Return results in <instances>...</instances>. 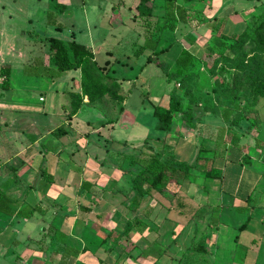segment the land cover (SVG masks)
Instances as JSON below:
<instances>
[{
  "label": "crops",
  "instance_id": "1",
  "mask_svg": "<svg viewBox=\"0 0 264 264\" xmlns=\"http://www.w3.org/2000/svg\"><path fill=\"white\" fill-rule=\"evenodd\" d=\"M42 1L29 9L0 0V84L9 68V88H0V264H264V171L255 159L264 121L250 138L230 123L236 106L191 89L190 123L176 113L170 132L115 135L131 122L121 120L124 111L153 117L155 105L169 107L172 82L162 67L201 74L211 38L244 30L262 0H176L186 14L177 13L173 28L165 26V0H154L148 18L137 16L138 0H114L110 10L107 0ZM80 8L85 28L63 22ZM201 9L208 23L188 19ZM49 37L84 45L123 98L99 89L90 98L80 68L51 78ZM174 41L179 53L161 56ZM157 78L158 101L150 89ZM136 86L138 114L128 108ZM154 157L189 164V175L149 185Z\"/></svg>",
  "mask_w": 264,
  "mask_h": 264
},
{
  "label": "rangeland",
  "instance_id": "2",
  "mask_svg": "<svg viewBox=\"0 0 264 264\" xmlns=\"http://www.w3.org/2000/svg\"><path fill=\"white\" fill-rule=\"evenodd\" d=\"M5 1L8 0H4V2ZM243 1L249 2L250 0ZM16 2V6H18L19 0H16ZM22 2L23 0H20V4H22L24 7L27 6L29 9L38 8L44 3L42 0H25L24 4ZM114 3V0H107V5H105L109 7L110 10L114 7ZM89 6L90 5L87 4L85 8L89 9ZM82 11L83 9L81 8L79 10L74 9L72 12L71 20H69L68 18L64 19L65 21L63 20V22L68 23L72 22L73 20H77V25L85 28L84 21L81 22L80 20V18L83 20ZM202 11L203 9L190 11L188 14V19H195L198 20L199 23L200 21L202 23H206V17L204 16L205 13ZM229 11L230 10H228V12ZM206 14H209V11H206ZM107 22L108 21L105 19L104 23L106 25H104V27L108 30L109 25ZM72 23H74V21ZM219 23L221 24V21H219L217 24ZM246 24L248 28L243 35L232 37L230 41H226L220 46H216L215 44L211 43V52L209 51L206 56V61H204L203 65V71L201 74H199V77L195 79L193 89H212L214 87V84H217L221 87L234 85L237 87V89H244L245 93L248 96V100L246 103L249 106L243 108V101H237V109L235 111L243 108L245 112H240L242 110H239L236 113L234 112L233 116H235L236 114H239L240 116L248 115L254 121L256 117H259L264 121V97L257 96V93H260L262 91V83L264 82V0H262L261 6L259 8V13L250 15L248 18H246ZM242 27L243 24H239L238 27L233 30L236 33L232 34H242ZM201 29L204 28L201 27ZM232 34H228L227 36H230ZM217 35L218 34H215V36ZM82 37H86V31H84L83 35L79 39L80 41L83 40ZM173 39L174 38L170 36L169 40ZM110 42H112V40ZM180 50L181 45L178 42L174 41L171 45L170 50L168 51V54L161 56H164L165 58L169 55L175 57ZM98 62L100 64L103 63L100 58H98ZM211 68H214V71H210ZM129 73L132 72L125 70L123 75L127 76V74ZM259 76L260 80L255 83V81L258 79L257 77ZM180 82L181 81L179 79H176L174 82L169 84L168 89H178L180 87ZM154 83L155 85L150 89H153V99L158 101L159 97L156 96H158L162 90V83L158 80V78L155 79ZM132 89L134 91L129 98L130 107L128 108L136 109L135 112H137L138 114L137 108H139V104L143 100L140 94L141 88L136 86ZM146 103L147 101L145 102V104ZM230 104L228 103L227 105ZM239 104L242 106H239ZM218 106L221 107L223 106V104H218ZM146 107L147 109L150 108L149 110L152 109L149 105H146ZM147 113L148 111L146 110V113H141L139 115L134 114L135 116H131L127 114L126 111H124L121 115V120H128L131 122H127L126 124H124V126L121 127L117 126L115 135L122 138H128L129 140H140L148 137L152 138L153 136H156V134L161 133V129L158 127L157 119L154 116H148ZM118 125L120 124L118 123ZM256 126L254 124L253 127L250 128V138L254 137L257 134L258 130ZM217 133H219V129L217 130ZM229 135H231V133L227 131V138ZM256 151L257 152L255 159L256 161H258L257 166L264 171V144L258 145Z\"/></svg>",
  "mask_w": 264,
  "mask_h": 264
},
{
  "label": "trees",
  "instance_id": "3",
  "mask_svg": "<svg viewBox=\"0 0 264 264\" xmlns=\"http://www.w3.org/2000/svg\"><path fill=\"white\" fill-rule=\"evenodd\" d=\"M176 0H165L164 1V8H165V17L166 21H170L165 24V26L169 25L170 28H173L174 23L177 20V13L182 10L185 13V9H180L175 3ZM154 5V0H138L136 5L137 16L140 18H148L152 15V9ZM186 14V13H185ZM184 20V19H181ZM50 22V20H49ZM208 23L209 21L206 20ZM164 26V27H165ZM163 26L159 27L161 30ZM247 24L244 30L241 32L242 34H232L227 36L223 32L219 33L217 36H213L211 41L216 46L222 45L226 41H230L232 37H238L243 35L247 30ZM216 30V27H213V30ZM49 43V55L50 58L53 60V72L51 73L50 77L55 78L59 76L62 72L70 69H77L80 68L82 70V82L84 86V91L88 94L90 98H94L96 89H99V94L108 93V97L110 99H122L120 95H117L116 87L119 85L117 80L106 73L103 72L105 67H97L94 63L90 62V58L92 57L91 51H89L84 45L79 44L75 41H70L68 44H65L61 39L56 37H49L47 39ZM141 48H145V46H141ZM167 48V47H166ZM164 49L154 50L155 54L161 53ZM210 50V46L208 47V53ZM160 64V63H158ZM195 63L191 61L190 65L193 66ZM162 67L163 64H160ZM164 68V72L166 75V79L168 83L174 82L176 79H179L180 82V89H172L170 91V100H169V107L164 109L158 105L154 106L153 114L158 120V127L161 130L166 132H170L172 130V122L173 116L176 113H180L182 117L190 123L191 121V107L194 104L195 100L192 96V90L194 87V76H199V73H193L192 70L188 71L185 74L177 69L175 72H171ZM215 68V67H214ZM214 68H211L210 71H214ZM220 70V69H219ZM221 71V70H220ZM3 76L2 83L0 84L1 90H6L9 88V68L4 67L2 72ZM196 77L195 79H197ZM258 79L255 81L258 82L260 76L257 77ZM263 89L260 93H257V96L264 97V82L262 83ZM213 96L212 98L217 104H223L224 107L230 109V105L233 104L237 106V101H243V108L247 106L248 96L245 93L244 89H237L236 86H226L221 87L217 84H214V87L211 89ZM231 102V104H230ZM230 105H227V104ZM208 103L206 104V106ZM228 106V107H227ZM239 106H242L239 104ZM240 112H245L244 110ZM237 110V111H239ZM236 111V112H237ZM235 112V113H236ZM256 117V116H255ZM223 118L228 120L229 116L226 113H223ZM263 119L256 117L255 121L251 119L248 115L240 116L236 114L230 123L241 126L243 129L246 130V133H249V130L253 125L257 127L259 130L260 125ZM158 155V153H156ZM155 154V155H156ZM190 165L186 163H175L170 160H160L158 157H154V159L148 165L147 173L145 174L144 178L149 183V185L153 187L163 186L169 180H174V182H178V178L187 177L189 175L188 170L190 169ZM5 199V193L0 189V209L2 207V203ZM128 227V225H127ZM128 228L125 229V233Z\"/></svg>",
  "mask_w": 264,
  "mask_h": 264
}]
</instances>
